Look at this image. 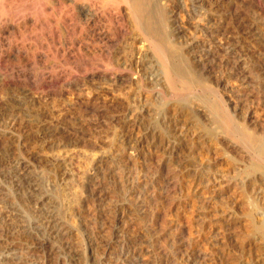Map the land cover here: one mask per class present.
Here are the masks:
<instances>
[{
	"label": "rangeland",
	"instance_id": "1",
	"mask_svg": "<svg viewBox=\"0 0 264 264\" xmlns=\"http://www.w3.org/2000/svg\"><path fill=\"white\" fill-rule=\"evenodd\" d=\"M150 2L184 103L122 4L0 8V264H264V175L216 124L264 163V0Z\"/></svg>",
	"mask_w": 264,
	"mask_h": 264
},
{
	"label": "bare ground",
	"instance_id": "2",
	"mask_svg": "<svg viewBox=\"0 0 264 264\" xmlns=\"http://www.w3.org/2000/svg\"><path fill=\"white\" fill-rule=\"evenodd\" d=\"M0 1H1L0 8L2 10H4V7H5L4 3L6 2V0H0ZM100 1H102V0H100ZM105 1L108 3H112L110 5L122 4L123 7H125L124 10L126 9V12L130 16V18H131L130 20H132V22H134L133 24L134 25L136 24L135 26L139 27L140 29H142V31H144V34H145L144 36H146V38H147V41L146 40L145 41L149 45V48H151L153 54L155 55L158 63L161 66V72H162L161 74H162V78H163L165 84L167 85L169 90H171L173 93L177 92L178 95L176 93V95H174L175 98L177 96L179 98V101H181V103H184L185 98H183V97L186 94L183 95L184 93L181 92V90L179 92L177 91V83H178L177 81H179L182 85H184V87H181L183 90L187 87V82L188 83H190V82L187 80V78H186L187 82H185L186 80L184 79L185 76H184V72L180 66L181 64H177V63L172 64V61L170 60V55L168 54L169 52L167 50H165L166 48L164 49V47H165L164 42L165 41L162 43L161 38H160V40L158 38V36H160L162 34L161 31L159 32V27L157 26L158 21L160 19L157 20L156 13H155L156 9H154V7L151 5V2H150L151 0H105ZM88 8L87 9L83 8L82 12L84 14L88 15L91 19L93 17L91 14L92 11H90L89 10L90 8L89 9ZM114 8L116 9V7H114ZM159 25H162V24H159ZM158 33L160 35L157 36ZM162 36H160V37H162ZM179 86H181V85H179ZM173 93H172V95H173ZM186 97H187V95H186ZM178 98L176 100H178ZM176 104H177V101H176ZM179 105H180V103H179ZM209 105H211V104H208L209 110H212V107H214V105L212 107L210 106L211 109H210ZM213 110H215V109H213ZM216 117H215V119H216ZM228 117L229 116L224 117V118L220 117L222 119L219 118L218 121L216 122V124L222 130L227 132L228 134L234 135L237 138V140H239L242 144H244L248 148V150L251 151V153L254 155L255 160L252 163V165H250L249 171H251V172L258 171L262 175H264V166H263L264 163L261 164L263 161L261 159H259V157H257L258 155H260L261 149L256 148V144L255 145L252 144L253 140L247 134L243 133V131H241V130L237 129L235 126H233L231 120ZM258 160H260L261 162ZM249 171H247V172H249ZM250 217H248V218H250ZM252 229H253V231L255 230V231L261 232L263 230V226L254 225L252 227Z\"/></svg>",
	"mask_w": 264,
	"mask_h": 264
}]
</instances>
